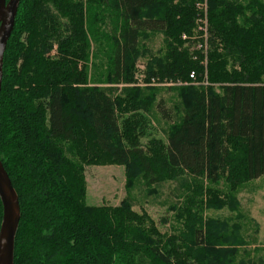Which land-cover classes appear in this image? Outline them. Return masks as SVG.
Returning a JSON list of instances; mask_svg holds the SVG:
<instances>
[{"label": "trees", "instance_id": "16d2710c", "mask_svg": "<svg viewBox=\"0 0 264 264\" xmlns=\"http://www.w3.org/2000/svg\"><path fill=\"white\" fill-rule=\"evenodd\" d=\"M156 34L165 50L141 86L143 41ZM192 73L197 86H160L191 84ZM162 123L165 141L153 134ZM0 159L21 207L14 264H237L241 227L212 219L205 231L200 220L190 246L136 213L131 195L88 205L85 170L125 167L128 191L177 173L225 181L229 192L209 187L207 202L236 204L264 177V0H21L4 56ZM2 216L0 200V226Z\"/></svg>", "mask_w": 264, "mask_h": 264}, {"label": "rangeland", "instance_id": "374dc122", "mask_svg": "<svg viewBox=\"0 0 264 264\" xmlns=\"http://www.w3.org/2000/svg\"><path fill=\"white\" fill-rule=\"evenodd\" d=\"M204 8L206 11L207 6L205 4ZM197 22L199 24L198 31L203 32L205 35L202 36L203 43H198L199 45L195 48L204 47L205 53L208 39L207 19L201 18ZM183 39L187 40L188 38L183 36ZM143 45L148 50L144 48L143 51L145 52L142 53L144 58L138 64L139 73L137 78L141 86L146 85L144 83V72L147 62L152 56H158L165 50V36L156 34L151 39L143 41ZM190 78L194 80L191 84L179 82L177 84L165 83L160 86L199 85L195 82L196 78L193 77V73ZM171 96L167 95L165 97L169 99L172 98ZM170 104L168 103V106ZM163 127V123L161 126L157 125V131H153V134L165 141ZM143 143H147V139H144ZM176 175L180 177L179 182L169 181L160 188H156V186L143 188V185H139L134 190L128 191L125 167L118 165L86 167V202L90 206L119 207L128 195H131L134 200L133 210L136 213L140 215L147 214L162 235L165 234L167 237L178 235L190 246H192L191 225L202 220L206 231L209 220L228 221L230 233H232L231 229L241 227L238 242L233 245H238L240 251L237 262L253 260L255 264H264V177L240 187L236 194L232 195L236 204L231 203L230 207L216 209L209 206L205 192L210 187L228 193L229 190L225 181H221L218 186H213L205 178L195 180L186 174L177 173ZM180 183L183 185L182 192L175 193L174 189ZM202 189L204 193L201 198L197 191ZM221 199L224 200L225 198L221 197ZM178 203L181 205L177 208L175 205ZM182 208H186V210ZM223 246V248H226L229 245ZM247 252L249 254L246 256Z\"/></svg>", "mask_w": 264, "mask_h": 264}, {"label": "water", "instance_id": "95a60500", "mask_svg": "<svg viewBox=\"0 0 264 264\" xmlns=\"http://www.w3.org/2000/svg\"><path fill=\"white\" fill-rule=\"evenodd\" d=\"M21 0H0V95L4 56L14 31ZM0 200L3 208L0 226V264H14L15 243L21 221L19 197L0 159Z\"/></svg>", "mask_w": 264, "mask_h": 264}]
</instances>
